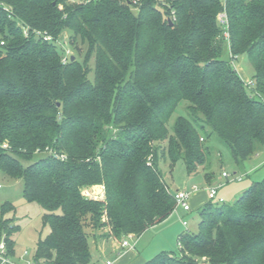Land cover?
<instances>
[{
    "label": "trees",
    "instance_id": "1",
    "mask_svg": "<svg viewBox=\"0 0 264 264\" xmlns=\"http://www.w3.org/2000/svg\"><path fill=\"white\" fill-rule=\"evenodd\" d=\"M223 8V0H0V170L45 209L38 264H92L87 226L94 235L107 228L119 244L167 220L176 202L166 157L194 174L212 136L239 164L264 149V0H226L229 41ZM64 30L75 51L67 63L56 43ZM246 53L250 86L227 58ZM182 101L187 115L170 128ZM101 184L105 200L83 193ZM14 209L0 207L7 256ZM199 215L179 253L143 264H264V178L233 204L209 200Z\"/></svg>",
    "mask_w": 264,
    "mask_h": 264
},
{
    "label": "rangeland",
    "instance_id": "2",
    "mask_svg": "<svg viewBox=\"0 0 264 264\" xmlns=\"http://www.w3.org/2000/svg\"><path fill=\"white\" fill-rule=\"evenodd\" d=\"M70 34V31L64 30L58 37V45L62 50L61 43H64V45L75 54V51L69 43ZM85 50L86 47L82 46L83 54L80 55L81 60L83 59ZM228 57L231 66L236 69L242 77L247 81H253L255 69L247 53L235 59H231L230 55H228L227 58ZM90 66L94 68V59L91 60ZM89 77L91 79L94 78L93 72L90 73ZM187 105L188 103L186 101H182L178 105L169 121L170 128L174 126V122L178 116L187 115ZM206 144L210 148L207 163L204 166H200L198 172L194 174L188 173L185 162L182 159L173 167L170 166V159L168 157L161 162L160 166L163 177L173 194L179 189L192 190L194 188L193 194H200L202 190H206V188L208 191L209 187L217 186V184L220 183L218 179L221 177V173L226 171L232 175V178L224 182L223 187L219 190V196L225 199L226 204H233L242 195L244 189L246 190L253 182L260 181L264 178V163L261 162L264 160V150L239 164L232 156L228 147L221 144L216 137L212 136L207 139ZM37 155H41V153H37ZM29 162L30 161L22 160L24 165H28ZM206 173L211 174L213 177V181H215L213 185L207 184ZM235 177H242V180H233ZM88 190L90 191V198L94 200H105L106 193L104 185L86 187L83 193ZM92 195L98 196L92 197ZM7 201L14 205L15 209L12 216L14 217V223L19 225V228L13 236L15 251L18 250L22 253L27 251L29 256H32L36 252L38 240L44 238L50 232V226L46 224L43 219L45 209L39 203L29 202L24 198L22 179L11 178L0 170V207ZM217 202V200H214V203ZM178 208L180 207H177V209ZM170 216L172 218H169L168 224L165 225V228H167L165 232H167V235L176 234L175 237L171 235L170 238H166L165 241L164 236H162V232H164V227L162 225L152 229L144 237L143 242H147L148 239L150 241L154 236H157L154 241H148V249H150V251L152 250V252L148 254V257H150L149 259H152L162 251L179 253V235L188 230L192 232L198 231V223L200 221L199 209H194L192 212L186 213L180 208L178 211H174ZM183 221H187L188 226H184L182 224ZM87 231L89 232V246L93 255L92 264H106L108 260L115 259L117 256L116 245H120L111 237L108 233V229H100L96 232V235H94L93 229L87 226ZM162 241L165 242V246H161ZM120 253L123 252L121 251Z\"/></svg>",
    "mask_w": 264,
    "mask_h": 264
},
{
    "label": "built area",
    "instance_id": "3",
    "mask_svg": "<svg viewBox=\"0 0 264 264\" xmlns=\"http://www.w3.org/2000/svg\"><path fill=\"white\" fill-rule=\"evenodd\" d=\"M225 2H226V0H223L224 8L218 14V21L221 24V26L223 27L224 36H225L226 40L229 41V39H230L229 22H228V16H227L226 8H225ZM24 32H25L26 35H28L27 29H25ZM36 35H37V37L43 36L44 40H48V41H52L53 40L51 35H49L47 33H43L41 31H36ZM58 42H59V39L56 40L57 44H58ZM0 44L1 45L4 44V41H2L1 39H0ZM61 44H62V50L64 51L63 52L62 61H63V63H67L69 61V57L73 53L71 52V50H69L64 45V43H61ZM246 83L249 86L253 84L252 81H246ZM5 147H7L6 144H5ZM60 157L61 158H65L64 155H61ZM222 178L225 179V180L222 181V182L220 181V183H218L217 186H211V187L208 188L209 200H212V201L217 200L220 203L225 202V199L223 197L219 196V190H220V188L223 187L224 182H227L229 179L232 178V175L229 174L226 171H223L222 172ZM233 180L240 181V180H242V177H235V178H233ZM193 191H194V188L192 190H190V189H179V190H177V192L174 194V199H175V202H176V209H177V207H180L184 211H187V212L192 210L191 198H192ZM84 193H85V195L87 197L90 196L89 195V193H90L89 190L88 191H84ZM97 196L92 195V197H97ZM183 223H184L185 226H188V222L187 221H184ZM135 237H136V235L133 234V233L128 234L119 243V245H120L119 247L121 249L129 248V247L133 248V244H132L131 241L133 239H135ZM0 254H1V256L3 258L9 259L8 256H7V246H6L4 238L0 241ZM21 264H38V261L33 256L29 257V253L26 251L21 256ZM106 264H116V262L114 260H108L106 262Z\"/></svg>",
    "mask_w": 264,
    "mask_h": 264
},
{
    "label": "crops",
    "instance_id": "4",
    "mask_svg": "<svg viewBox=\"0 0 264 264\" xmlns=\"http://www.w3.org/2000/svg\"><path fill=\"white\" fill-rule=\"evenodd\" d=\"M239 73V72H238ZM240 74V73H239ZM241 76V74H240ZM242 77V76H241ZM242 79L246 82L247 80L242 77ZM264 150V149H263ZM262 150V151H263ZM261 152V151H260ZM258 152V153H260ZM257 153V154H258ZM256 154V155H257ZM262 163H264V160L261 161ZM261 164V163H260ZM207 184L209 185H213L215 181H213V177L211 176L210 178H207ZM219 181H224L225 179L222 178V173H221V177L218 179ZM245 190V189H244ZM243 190V191H244ZM242 191V192H243ZM194 193V191H193ZM209 201V197H208V191L207 188L206 190H202V192L200 194H192V198H191V204H192V210L191 211H184L186 213H190L192 212L194 209H200L201 206H203L205 203H207ZM180 209V208H178ZM178 209H175L174 211H178ZM173 211V212H174ZM13 213L8 214L7 216L11 217ZM169 218H172L171 216ZM169 218L167 220H165L164 222L154 225L150 228H148L143 234L136 236L135 239H133L132 244H133V248L129 247V248H123L121 249L119 246L116 245V252H117V256L115 257V259H113L116 264H143L146 261L149 260L150 257H148L152 250L150 251V249H148L149 247V239L147 240V242H143L144 241V237L154 228L162 225L164 227V232H162V236H164V239L166 241V238H170V236L172 234H168L167 232H165V228L168 224ZM185 220V219H184ZM184 222V221H183ZM184 225V223H182ZM185 226V225H184ZM167 231V230H166ZM166 235V236H165ZM176 234H173L172 236L175 237ZM180 236V235H179ZM157 236H154L152 240H150L149 242H152L155 240ZM165 242L162 241V245L161 246H165L164 245ZM164 248V247H163ZM123 253H120V252ZM120 253V254H119ZM22 252H19L18 250L15 251V255L13 256H8L9 259H5L1 256L0 254V264H21V256H22ZM33 256V255H32ZM30 257V256H29Z\"/></svg>",
    "mask_w": 264,
    "mask_h": 264
}]
</instances>
